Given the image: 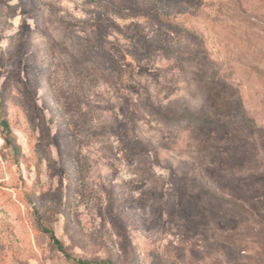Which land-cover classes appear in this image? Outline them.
<instances>
[{
    "label": "rangeland",
    "instance_id": "374dc122",
    "mask_svg": "<svg viewBox=\"0 0 264 264\" xmlns=\"http://www.w3.org/2000/svg\"><path fill=\"white\" fill-rule=\"evenodd\" d=\"M78 262L264 264V0H0V264Z\"/></svg>",
    "mask_w": 264,
    "mask_h": 264
},
{
    "label": "trees",
    "instance_id": "16d2710c",
    "mask_svg": "<svg viewBox=\"0 0 264 264\" xmlns=\"http://www.w3.org/2000/svg\"><path fill=\"white\" fill-rule=\"evenodd\" d=\"M1 125L4 129V132H5V138H4V141L5 143L13 148V150H15V152H19V146L15 145L14 144V141H13V132H12V129L10 127V124L8 122L7 119H3L2 122H1ZM46 233L49 234V237H50V240L53 244L57 245L58 249L60 250H63V246L61 245V243L58 241V239L56 238L55 234L52 232V231H47ZM79 264H86V263H83V262H78Z\"/></svg>",
    "mask_w": 264,
    "mask_h": 264
}]
</instances>
